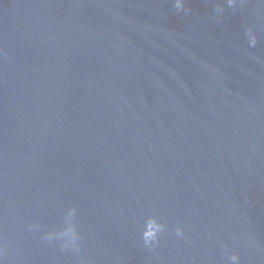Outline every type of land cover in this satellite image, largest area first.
Wrapping results in <instances>:
<instances>
[{
    "label": "water",
    "instance_id": "water-1",
    "mask_svg": "<svg viewBox=\"0 0 264 264\" xmlns=\"http://www.w3.org/2000/svg\"><path fill=\"white\" fill-rule=\"evenodd\" d=\"M0 264H264V0H0Z\"/></svg>",
    "mask_w": 264,
    "mask_h": 264
},
{
    "label": "clouds",
    "instance_id": "clouds-1",
    "mask_svg": "<svg viewBox=\"0 0 264 264\" xmlns=\"http://www.w3.org/2000/svg\"><path fill=\"white\" fill-rule=\"evenodd\" d=\"M235 259H236V257H235V256H233V257H232V260H233V261H235Z\"/></svg>",
    "mask_w": 264,
    "mask_h": 264
}]
</instances>
